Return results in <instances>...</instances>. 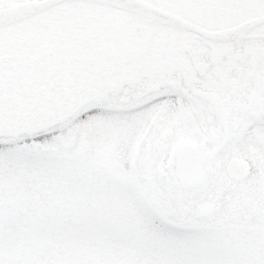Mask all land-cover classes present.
Returning a JSON list of instances; mask_svg holds the SVG:
<instances>
[{"label":"snow or ice","instance_id":"snow-or-ice-1","mask_svg":"<svg viewBox=\"0 0 264 264\" xmlns=\"http://www.w3.org/2000/svg\"><path fill=\"white\" fill-rule=\"evenodd\" d=\"M26 6L0 0V19ZM42 6L118 13L127 43L113 54L112 39L91 25L67 38L64 53L16 91L51 102L0 119V163L56 161L63 171L104 153L126 169L134 161L131 220L115 256L264 264V0ZM7 99L0 72V106Z\"/></svg>","mask_w":264,"mask_h":264},{"label":"rangeland","instance_id":"rangeland-1","mask_svg":"<svg viewBox=\"0 0 264 264\" xmlns=\"http://www.w3.org/2000/svg\"><path fill=\"white\" fill-rule=\"evenodd\" d=\"M109 153L8 167L0 163V256L9 264H134L113 254L131 220L133 181Z\"/></svg>","mask_w":264,"mask_h":264},{"label":"flooded vegetation","instance_id":"flooded-vegetation-1","mask_svg":"<svg viewBox=\"0 0 264 264\" xmlns=\"http://www.w3.org/2000/svg\"><path fill=\"white\" fill-rule=\"evenodd\" d=\"M41 1L45 0H24V3ZM88 25L103 29V34L112 39L113 54H118L127 43L122 39L126 30L120 24L118 13H91L75 8H52L0 30V58L4 61L0 72L8 89L7 107L0 106V119L14 116L23 108L39 113L51 102L50 96H34L30 92L20 99L16 91L38 70L45 69L54 56H61L63 42L78 36ZM92 35L89 33V42ZM111 165L120 167L122 163L112 161ZM136 166L134 162L133 168Z\"/></svg>","mask_w":264,"mask_h":264},{"label":"water","instance_id":"water-1","mask_svg":"<svg viewBox=\"0 0 264 264\" xmlns=\"http://www.w3.org/2000/svg\"><path fill=\"white\" fill-rule=\"evenodd\" d=\"M49 0L41 2H28L25 3L26 7L21 8L20 10L12 9L8 11L3 19H0V30L13 26L19 22L31 19L36 17L53 7H44L42 5L48 3Z\"/></svg>","mask_w":264,"mask_h":264},{"label":"bare ground","instance_id":"bare-ground-1","mask_svg":"<svg viewBox=\"0 0 264 264\" xmlns=\"http://www.w3.org/2000/svg\"><path fill=\"white\" fill-rule=\"evenodd\" d=\"M57 13V12H56ZM39 20H36V22H38Z\"/></svg>","mask_w":264,"mask_h":264}]
</instances>
